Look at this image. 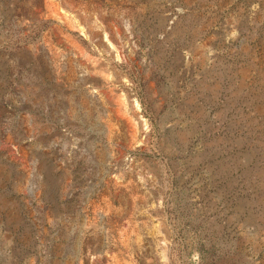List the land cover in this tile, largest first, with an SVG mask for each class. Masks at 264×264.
Listing matches in <instances>:
<instances>
[{
	"label": "rangeland",
	"instance_id": "374dc122",
	"mask_svg": "<svg viewBox=\"0 0 264 264\" xmlns=\"http://www.w3.org/2000/svg\"><path fill=\"white\" fill-rule=\"evenodd\" d=\"M0 264H264V0H0Z\"/></svg>",
	"mask_w": 264,
	"mask_h": 264
},
{
	"label": "bare ground",
	"instance_id": "6f19581e",
	"mask_svg": "<svg viewBox=\"0 0 264 264\" xmlns=\"http://www.w3.org/2000/svg\"><path fill=\"white\" fill-rule=\"evenodd\" d=\"M55 11H56V10H55ZM64 18H65V17H64ZM64 18H63V19H64ZM84 73H85V72H84ZM90 74H91V73H90ZM58 137H59V136H58ZM111 260H112V259H111Z\"/></svg>",
	"mask_w": 264,
	"mask_h": 264
}]
</instances>
